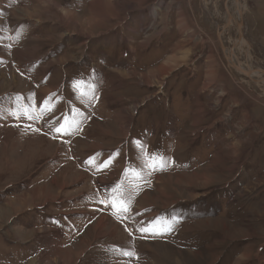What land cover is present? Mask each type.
Wrapping results in <instances>:
<instances>
[{
	"label": "rangeland",
	"instance_id": "obj_1",
	"mask_svg": "<svg viewBox=\"0 0 264 264\" xmlns=\"http://www.w3.org/2000/svg\"><path fill=\"white\" fill-rule=\"evenodd\" d=\"M224 2L0 0V264H245V243L264 257V80L228 65ZM240 2L249 59L233 57L264 70V0ZM118 184L125 216L100 202ZM158 217L178 222L137 230Z\"/></svg>",
	"mask_w": 264,
	"mask_h": 264
},
{
	"label": "snow or ice",
	"instance_id": "obj_2",
	"mask_svg": "<svg viewBox=\"0 0 264 264\" xmlns=\"http://www.w3.org/2000/svg\"><path fill=\"white\" fill-rule=\"evenodd\" d=\"M83 82L78 81L77 87L78 89L82 87ZM86 95V93H82ZM92 96L95 98V89L93 86L92 89ZM19 99V98H18ZM48 105H46V108ZM18 119L23 115L26 116L29 119H36L43 113L39 110L30 109L28 107H22L15 110L13 113ZM68 122H65V125H67ZM61 125V127L56 128V132H65L68 133L70 131V127ZM138 146L141 147L142 151H145L144 146L141 142H137ZM147 167H149L151 170H163V168L166 166L165 158L160 155L159 153H153L149 154L147 158ZM137 176H139V173H136ZM101 203L108 204L110 203L114 209V213L118 216H125L127 213L131 210V196H125L124 195V189H122L121 185H116L114 188L111 189V195L107 197L106 199H101ZM177 219L175 217L171 219L158 217L155 218L152 222H150L149 225L144 226L141 225L137 230L140 232H152L153 234H163L165 232H171L174 229L175 223H177ZM121 251L122 255L132 256L134 255V251H126V250H118Z\"/></svg>",
	"mask_w": 264,
	"mask_h": 264
},
{
	"label": "bare ground",
	"instance_id": "obj_3",
	"mask_svg": "<svg viewBox=\"0 0 264 264\" xmlns=\"http://www.w3.org/2000/svg\"><path fill=\"white\" fill-rule=\"evenodd\" d=\"M241 6H243V4L241 5L240 0H232L231 4L228 5V12L226 14L224 13L225 14L223 17L224 20H222V22L219 23V25L222 26V33L220 34V36H223V43L225 44L224 46L227 47L228 50H232L234 55L237 52H241V54L245 53L247 55L246 58L249 59V50L243 49V45L246 44V42L243 41L244 36H242V38H240L241 12H242ZM235 8H236V10H235ZM123 9H124V7L122 6V10ZM233 28L235 29V32L238 36L235 39H230V37H227V35L230 36V31H232ZM246 68H248V67H246ZM248 69L260 71L259 73L261 75L255 74V75H252L251 78H254L255 80L256 79L264 80V70H262V69L259 70V69L254 68V67L252 68L251 66H249Z\"/></svg>",
	"mask_w": 264,
	"mask_h": 264
},
{
	"label": "water",
	"instance_id": "obj_4",
	"mask_svg": "<svg viewBox=\"0 0 264 264\" xmlns=\"http://www.w3.org/2000/svg\"><path fill=\"white\" fill-rule=\"evenodd\" d=\"M231 0H225L224 2V6H223V9L221 11V14H220V20L218 21V29L216 31V34L218 35L219 37V34L222 33V26L219 25V23L222 22V16L224 15V11H225V8L229 5V2ZM243 36V22L241 21V29H240V38H242ZM218 42L220 43V46L222 48V51L224 53V56L228 62V65L231 66L232 68H234L237 72L243 74V76H245L246 78H250V79H254V78H251L252 75H255V74H260L259 72L260 71H255V70H251V69H248L246 67H242L240 64H238L235 59H234V53L232 50H228L227 47H225L224 43H223V36H220L218 38ZM261 75V74H260Z\"/></svg>",
	"mask_w": 264,
	"mask_h": 264
},
{
	"label": "crops",
	"instance_id": "obj_5",
	"mask_svg": "<svg viewBox=\"0 0 264 264\" xmlns=\"http://www.w3.org/2000/svg\"><path fill=\"white\" fill-rule=\"evenodd\" d=\"M146 16L147 17H149L150 16V14H146ZM150 18H151V16H150ZM140 19H141V21L143 20V14H141L140 15ZM147 19V18H146ZM115 29V28H114ZM261 183L262 184H264V179L262 178L261 179ZM70 187V186H69ZM251 190H254V188L252 187L251 188ZM258 197H260L259 195H255V196H251L248 200H252V199H256V198H258ZM47 204V203H46ZM264 205V204H263ZM41 229V228H40ZM53 229H55V228H53ZM39 231V230H38ZM83 238V237H82ZM259 238H260V240H263L262 241V244L264 245V235H260L259 236ZM81 240V239H80ZM75 245H77V244H75ZM75 245H73V246H75ZM80 246H78V248H79ZM251 244L250 243H245V249H244V251H243V253H242V255L241 256H239V258H240V261L241 262H245V264H264V263H262V261L264 262V257H262V258H255V259H253L251 256H252V254H251ZM46 250H48L49 251V249L48 248H46L45 250H43V252L41 253V254H44L45 255V252H46ZM260 252H262V248H260L259 249V251H258V253H260ZM51 252L49 251V253H47V255H49ZM83 253H85V251L83 250L82 252H81V255L77 258V259H81L83 256ZM33 256H34V254H33ZM32 257V255L30 256V258ZM61 258L62 259H66V255H64V254H61ZM260 260H262V261H260ZM77 260H74L73 262H71L70 264H75V262H76ZM234 262H239V261H234V260H232L231 261V263L232 264H234ZM255 262H257V263H255Z\"/></svg>",
	"mask_w": 264,
	"mask_h": 264
}]
</instances>
